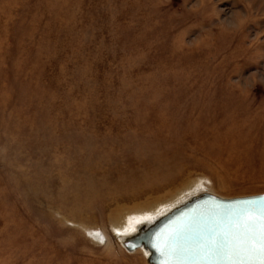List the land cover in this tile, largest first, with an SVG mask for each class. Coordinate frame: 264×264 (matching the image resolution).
<instances>
[{"label":"rangeland","instance_id":"obj_1","mask_svg":"<svg viewBox=\"0 0 264 264\" xmlns=\"http://www.w3.org/2000/svg\"><path fill=\"white\" fill-rule=\"evenodd\" d=\"M193 181L264 193V0H0V264H147Z\"/></svg>","mask_w":264,"mask_h":264},{"label":"water","instance_id":"obj_2","mask_svg":"<svg viewBox=\"0 0 264 264\" xmlns=\"http://www.w3.org/2000/svg\"><path fill=\"white\" fill-rule=\"evenodd\" d=\"M262 203L264 193L226 198L202 191L136 222L120 241L128 252L145 251L148 264H261L254 236L237 213Z\"/></svg>","mask_w":264,"mask_h":264},{"label":"bare ground","instance_id":"obj_3","mask_svg":"<svg viewBox=\"0 0 264 264\" xmlns=\"http://www.w3.org/2000/svg\"><path fill=\"white\" fill-rule=\"evenodd\" d=\"M202 191L210 192L209 189L206 187V185L203 184L202 182H200V181L194 182L188 188H184V189L180 190L171 199H168V200H166L164 202L158 203L157 205H155L152 208H149V209H146V210H142V211L128 212L127 214L124 215V217H123V219H122V221L120 223L114 225V228H113L114 232L113 233H114L115 239H117V241L121 244L119 236L121 234H125L127 232H130L133 229V226H134V224L136 222L142 221V220H144V221L153 220L157 216H159V215H161L163 213H166L172 207H174L176 205H180L181 203H183L185 200H187L192 195L197 194V193L202 192ZM229 198H232V197H229ZM121 246H122V244H121ZM138 249L141 250V252H142V254H143V256H144V258H145V260H146V262L148 264V261L146 259L145 251H143L141 248H138Z\"/></svg>","mask_w":264,"mask_h":264},{"label":"snow or ice","instance_id":"obj_4","mask_svg":"<svg viewBox=\"0 0 264 264\" xmlns=\"http://www.w3.org/2000/svg\"><path fill=\"white\" fill-rule=\"evenodd\" d=\"M240 223L253 234L255 251L264 264V203L256 209H243L237 213Z\"/></svg>","mask_w":264,"mask_h":264}]
</instances>
